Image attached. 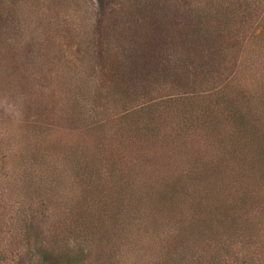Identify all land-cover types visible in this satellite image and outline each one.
<instances>
[{
  "label": "rangeland",
  "instance_id": "obj_1",
  "mask_svg": "<svg viewBox=\"0 0 264 264\" xmlns=\"http://www.w3.org/2000/svg\"><path fill=\"white\" fill-rule=\"evenodd\" d=\"M160 1L0 0V264H43V247L56 258L47 264H90L97 256L88 240H67L69 212L102 214L97 203L118 191L114 182H149L152 195L158 182L163 189L165 181L244 176L242 157H232L244 131L226 101L243 108L242 91L257 101L261 68L235 76L227 90L219 82L231 52L207 48L193 68L179 48L162 66L123 71L129 57L138 59L133 32L146 20H198L201 10L186 5L159 18L170 8ZM114 68L125 89L134 87L122 101ZM251 262L264 259L258 253Z\"/></svg>",
  "mask_w": 264,
  "mask_h": 264
},
{
  "label": "trees",
  "instance_id": "obj_2",
  "mask_svg": "<svg viewBox=\"0 0 264 264\" xmlns=\"http://www.w3.org/2000/svg\"><path fill=\"white\" fill-rule=\"evenodd\" d=\"M162 1L170 8L159 18L167 17L173 6L186 5L201 10L198 20L193 21L191 15H185L182 22L170 17L152 25L146 20V25L133 32L138 37L132 41L138 59L129 57L123 71L148 67L152 62L162 66L166 52L179 48L180 59L193 68L206 61L207 48L214 55L231 52L230 71L219 82V87L227 90L235 76H247L261 68L257 101L249 91H242L246 94L243 108L230 105L233 98L226 101L230 118L244 131L240 148L232 152L233 158L242 157L244 176L221 178L208 185L199 179L165 181L168 186L163 189L158 182L159 189L152 195L145 192L146 188L155 189L149 182H114L118 191L97 203L104 208L102 214L83 207L69 212L72 219L67 240H88L97 256L90 264H99L101 258L106 259L101 264H137L138 255L152 258L151 264H253L258 253L264 259V0ZM2 11L0 5V14ZM122 32L128 35L126 30ZM253 51L261 62L255 61L256 56L250 54ZM118 72L117 68L111 71L114 79L110 81L119 85L116 97L122 101L134 87L125 89ZM141 231L143 234L132 240V235ZM39 251L43 264L56 259L49 248Z\"/></svg>",
  "mask_w": 264,
  "mask_h": 264
}]
</instances>
